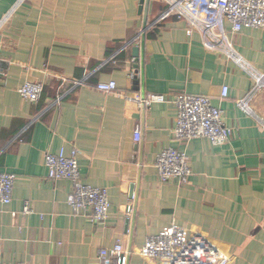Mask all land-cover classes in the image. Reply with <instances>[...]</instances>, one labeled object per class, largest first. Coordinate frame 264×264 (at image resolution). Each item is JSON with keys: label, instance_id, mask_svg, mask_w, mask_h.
<instances>
[{"label": "crops", "instance_id": "0c3cea01", "mask_svg": "<svg viewBox=\"0 0 264 264\" xmlns=\"http://www.w3.org/2000/svg\"><path fill=\"white\" fill-rule=\"evenodd\" d=\"M18 2L0 0V173L16 175L12 202L0 210V264H100L98 252L118 243L129 264H166L141 251L172 226L199 254L206 243L228 264H264V89L252 114L237 105L255 88L249 70L264 73V29L235 34L225 25L247 69L205 49L177 18L158 22L167 8L159 0ZM25 82L45 85L39 102L19 95ZM110 82L116 92L98 91ZM181 94L210 97L230 140L176 141V107L137 101ZM63 149L79 151L84 184L106 191L105 224L71 209L72 182L49 178L46 155ZM168 149L189 158L187 185L160 182L154 165ZM211 263L205 253L193 264Z\"/></svg>", "mask_w": 264, "mask_h": 264}, {"label": "built area", "instance_id": "2783aa9c", "mask_svg": "<svg viewBox=\"0 0 264 264\" xmlns=\"http://www.w3.org/2000/svg\"><path fill=\"white\" fill-rule=\"evenodd\" d=\"M19 0L15 8L27 2ZM167 8L160 15L158 22L175 17L185 23L187 35L198 33L205 49L210 52L226 55L250 69L238 55L226 29L231 26L232 33H240L245 29H264V0H159ZM255 81V88L245 99L238 101V107L247 114H252L251 100L254 94L264 89V73L249 70ZM0 76L4 74L0 70ZM98 91L114 93L116 82L103 83L97 86ZM45 85L39 82H25L19 89V95L26 101L37 103L41 100ZM229 96L228 87H223L221 98ZM140 104L150 106L154 103H171L177 109V125L174 138L179 142L205 138L214 145H224L230 140L232 131L223 122L224 112L213 105L208 96L181 94L167 97L165 95H148L137 100ZM142 134L139 127L135 131V140L139 142ZM79 151L73 149L66 153L47 154L45 165L49 178L53 181L68 180L73 184V192L68 197V205L75 213H84L96 224H105L109 217L110 202L105 190L84 184L79 170ZM161 183L178 181L187 185L191 179V165L185 153L177 149H168L157 156L155 162ZM16 175L0 173V210L12 202ZM25 213H30L29 206ZM133 214L129 207L127 217ZM187 237L183 227L172 226L158 235L150 236L141 251L146 259L165 262L166 264H193L204 259V254L212 260L211 264H228V260L218 255L217 251L206 243H201L205 252L199 254V244ZM130 253L121 243L112 249H101L98 252L100 264H129Z\"/></svg>", "mask_w": 264, "mask_h": 264}, {"label": "water", "instance_id": "95a60500", "mask_svg": "<svg viewBox=\"0 0 264 264\" xmlns=\"http://www.w3.org/2000/svg\"><path fill=\"white\" fill-rule=\"evenodd\" d=\"M139 51L140 50L138 48H134L133 49V54H134L133 56L136 58V62H138V59H139ZM135 68L137 69L138 68V65H136Z\"/></svg>", "mask_w": 264, "mask_h": 264}]
</instances>
